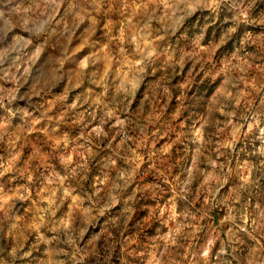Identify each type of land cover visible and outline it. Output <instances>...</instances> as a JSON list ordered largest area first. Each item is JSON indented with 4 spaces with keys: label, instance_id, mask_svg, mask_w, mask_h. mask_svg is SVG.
<instances>
[{
    "label": "rangeland",
    "instance_id": "obj_1",
    "mask_svg": "<svg viewBox=\"0 0 264 264\" xmlns=\"http://www.w3.org/2000/svg\"><path fill=\"white\" fill-rule=\"evenodd\" d=\"M0 264H264V0H0Z\"/></svg>",
    "mask_w": 264,
    "mask_h": 264
}]
</instances>
